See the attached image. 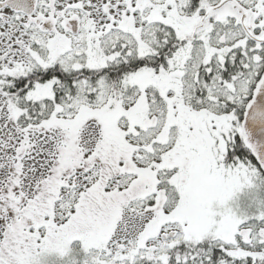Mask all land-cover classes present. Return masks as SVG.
Segmentation results:
<instances>
[{
	"label": "snow or ice",
	"instance_id": "6c2138e0",
	"mask_svg": "<svg viewBox=\"0 0 264 264\" xmlns=\"http://www.w3.org/2000/svg\"><path fill=\"white\" fill-rule=\"evenodd\" d=\"M0 264H264V0H0Z\"/></svg>",
	"mask_w": 264,
	"mask_h": 264
}]
</instances>
